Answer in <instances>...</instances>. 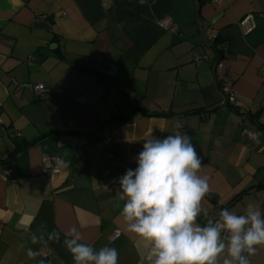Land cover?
Wrapping results in <instances>:
<instances>
[{"label":"crops","instance_id":"1","mask_svg":"<svg viewBox=\"0 0 264 264\" xmlns=\"http://www.w3.org/2000/svg\"><path fill=\"white\" fill-rule=\"evenodd\" d=\"M247 13L255 27L243 34ZM36 83L45 92L35 94ZM261 125L264 0H0V264H74L64 245L73 226L97 251L115 247L118 264H151L150 242L120 215L119 178L137 167L145 140L177 131L192 137L197 175L208 177L200 226L223 208L244 214L251 204L264 216ZM53 131L65 132L38 141ZM107 136L121 141L98 150ZM13 139L31 144L9 155ZM44 154L62 161L55 181ZM225 259L227 247L217 264ZM250 261L264 264V246Z\"/></svg>","mask_w":264,"mask_h":264},{"label":"clouds","instance_id":"2","mask_svg":"<svg viewBox=\"0 0 264 264\" xmlns=\"http://www.w3.org/2000/svg\"><path fill=\"white\" fill-rule=\"evenodd\" d=\"M191 140L179 131L145 140L137 167L119 178L116 199L123 201L120 215L126 229L150 242L146 258L151 264H217L226 247L231 259L224 264H251L257 246H264V216L249 204L244 214L223 208L216 223H197L201 211L207 214L201 203L209 183L207 176L197 175L202 158ZM222 230L230 233L227 244L221 239ZM53 235L58 238V233ZM82 239L75 226L65 234L64 245L74 264H118L115 247L104 245L97 251ZM28 255H33L31 250Z\"/></svg>","mask_w":264,"mask_h":264},{"label":"built area","instance_id":"3","mask_svg":"<svg viewBox=\"0 0 264 264\" xmlns=\"http://www.w3.org/2000/svg\"><path fill=\"white\" fill-rule=\"evenodd\" d=\"M162 26H166L167 20L163 19L160 21ZM238 26L241 29V32L243 34H246L250 31L253 30L255 27L254 22H253V16L251 13H247L244 16H242L238 20ZM217 38V32L215 30L212 31L210 35L211 41H215ZM202 58H205V56L199 55V54H194L193 59L195 61H198ZM217 68L222 67V63L218 62L216 65ZM115 70L116 67L115 65H111L107 70H106V75L108 77H114L115 75ZM33 91L35 94L39 95L43 92H45L46 87L43 83H36L32 86ZM222 94L224 96L223 102L224 104H233L235 101V96L233 90L229 86H223L222 89ZM241 135L244 136L252 145L258 144V137L257 133L255 131H250L247 128H243L241 130ZM121 141V138L119 136H107L102 138L99 142L96 143V147L98 150H101L104 145H111L113 143H118ZM42 166L43 170L48 176L50 181H55L57 176L61 173L62 171V161L58 156H52L48 154H44L42 156ZM218 220H215L213 223H216ZM221 234L228 238L230 236V233L227 232L226 230H222ZM119 235V231H114L111 233V238H115ZM40 253L43 255V257H47L48 253L46 251L41 250Z\"/></svg>","mask_w":264,"mask_h":264},{"label":"trees","instance_id":"4","mask_svg":"<svg viewBox=\"0 0 264 264\" xmlns=\"http://www.w3.org/2000/svg\"><path fill=\"white\" fill-rule=\"evenodd\" d=\"M217 39V38H216ZM215 39V41H216ZM85 69V68H83ZM99 77L100 80H103V76L102 75H97ZM217 108H219V106L217 107H213L211 110L209 111H212V110H216ZM115 118V117H114ZM260 128H264V125H261L259 126ZM62 132H65V131H53V132H50V133H47L41 137L38 138V141L39 140H42V139H45L47 137H49L51 134H59V133H62ZM70 133H74V132H70ZM31 143H28L26 141H23V140H17V139H13V148L12 150L10 151L9 155H13L15 154L16 152H18L19 150H21L22 148L26 147L27 145H30Z\"/></svg>","mask_w":264,"mask_h":264}]
</instances>
